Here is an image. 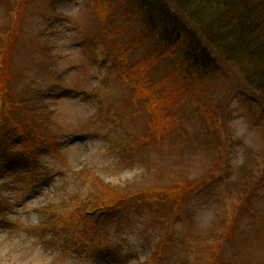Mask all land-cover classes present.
I'll return each instance as SVG.
<instances>
[{"label":"rangeland","instance_id":"1","mask_svg":"<svg viewBox=\"0 0 264 264\" xmlns=\"http://www.w3.org/2000/svg\"><path fill=\"white\" fill-rule=\"evenodd\" d=\"M15 1L0 0L2 35ZM104 2L24 0L15 30L4 36L0 80L10 108L0 114V264H206L211 248L225 264H264V99L222 63L206 95L210 113L198 95L179 103L180 95L164 110L181 113L179 127L162 113L137 114L126 69L148 52L140 45L123 65H102L100 38L110 58L115 49L95 17ZM124 19L113 34L122 43L129 42L124 28L136 22L126 28ZM159 64L158 78L170 80L173 63ZM151 120H163L161 133H150ZM190 184L196 187L179 212L177 195L149 201L138 194ZM108 186L139 198L85 215L90 198L98 205L107 198ZM246 193L255 194L252 210L239 217L229 199L238 203Z\"/></svg>","mask_w":264,"mask_h":264},{"label":"trees","instance_id":"2","mask_svg":"<svg viewBox=\"0 0 264 264\" xmlns=\"http://www.w3.org/2000/svg\"><path fill=\"white\" fill-rule=\"evenodd\" d=\"M20 1L23 2L24 0ZM102 1H105L104 5L95 9V17L100 28H105L108 43H112V48H115L112 54L113 61L118 60L123 65L125 57L131 58L132 49H137L140 45L148 52L139 61H133L130 67L126 69L127 76L136 83L132 88L131 99L136 106L139 102L137 114L153 112V119L157 116L156 113H162V115L173 118L172 120L169 118L172 123L170 126L178 125L179 127L181 126L179 125L181 113L179 116L175 113L171 116V112H164V110L169 105L173 106L174 97L180 95L182 98L179 103L188 95L195 98L198 95L200 97L199 105H202L201 107L210 113L206 107L215 108L208 104L206 95L213 88L210 84H212V79L218 76L222 63L235 69L238 80L242 82V86L248 92L251 90L264 99V0ZM122 17L125 18L126 28L130 22L136 21L130 32L124 28V33L129 40L126 43L115 41L113 38L116 28L114 24ZM10 30L12 32L14 29ZM101 39L105 46V40L102 37ZM1 42L3 46H0V58L4 59V54L6 57L9 52V47L6 44H9L10 41L5 43V39H3ZM164 59L166 63L168 61L173 63L171 69L175 70V75L170 76V80L167 81L165 79L167 74L162 78H158L157 75L158 67H164V65L159 64ZM7 64L8 59L5 65ZM121 80L124 81L122 77ZM4 82L1 87L7 91ZM240 89L251 97L250 93L243 88L238 90ZM6 99L8 102L7 94ZM255 101H258L257 97ZM9 108L10 106L8 109L7 106L5 107V113H9ZM207 120L210 128L214 123L211 122L213 116ZM217 120H220L219 116H217ZM160 124H164L163 120L157 123L151 120L149 124L150 133H161L163 127H160ZM216 126L215 124L214 127ZM208 132L211 133L210 139L214 134ZM178 137L181 136L174 139L177 140ZM210 146L212 145L208 146L209 150H211ZM218 147L219 145L216 143L214 148L218 153L222 154L226 150L224 148L221 150ZM182 187L185 185L167 188L163 191L152 187L151 191L143 193V196L167 201L177 195L179 199L176 205L180 209L183 197L188 196L187 193L196 186L190 184L185 189ZM113 189H109V186L106 188L107 198L99 204L113 207L117 204L121 206L123 200L125 205L126 201L135 204L133 199L139 198L135 197V193L123 194L120 189L117 191ZM246 195V199L239 200L241 202H238L239 204L235 208L238 215L242 209L249 210L250 203L255 197V194L246 193ZM234 204H237L235 200ZM95 206L98 204L95 203ZM233 224L234 222H231V225ZM166 247H168L166 243L158 245L161 251Z\"/></svg>","mask_w":264,"mask_h":264}]
</instances>
